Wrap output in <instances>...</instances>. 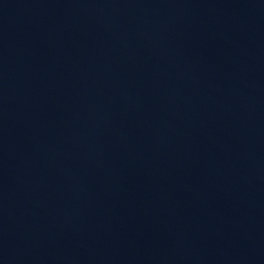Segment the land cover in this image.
<instances>
[{
    "label": "water",
    "instance_id": "obj_1",
    "mask_svg": "<svg viewBox=\"0 0 264 264\" xmlns=\"http://www.w3.org/2000/svg\"><path fill=\"white\" fill-rule=\"evenodd\" d=\"M0 264H264V0H0Z\"/></svg>",
    "mask_w": 264,
    "mask_h": 264
}]
</instances>
